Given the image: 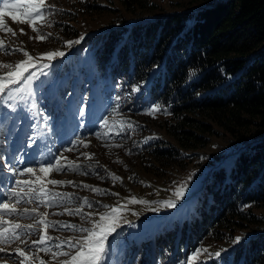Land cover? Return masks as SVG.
<instances>
[{
	"label": "rangeland",
	"instance_id": "374dc122",
	"mask_svg": "<svg viewBox=\"0 0 264 264\" xmlns=\"http://www.w3.org/2000/svg\"><path fill=\"white\" fill-rule=\"evenodd\" d=\"M140 1V4L136 3L127 10L122 0H46L48 5H55L59 9L50 16L48 24L41 27L40 34H52L46 40L35 39L37 32L33 31L29 24L12 19L10 13L22 18L21 11L4 10L3 22L16 32V36L12 37L0 27V39L5 40L7 44L25 49L33 57L57 50L65 52V56L56 57L52 61L45 58L42 61L54 65L49 69H43L44 72L49 73L47 79L40 75L41 69H32L37 72L39 80L34 81L30 88L26 87L23 91L14 94L15 99L10 101L18 106L14 111L0 104V129L2 126L8 127L7 133L3 134L0 140V157L5 158L0 159V202L15 204V199L6 195L8 190L24 188L27 191L26 185H17L15 181L35 180L30 173L20 174L25 167H35L37 175L45 180L75 182L74 184L47 185L50 192L47 197H44L46 201L56 193L74 194L71 199L57 197L51 208L47 207L46 203L39 205L38 212L47 213L46 220L48 221L73 224L77 229L81 226L91 227L90 221L86 222L82 216L68 215L63 211L64 208L80 207L84 197H87L93 204L92 208L86 205L83 207L85 215L89 212L108 211L102 205H124L119 213L117 228L119 235L113 241L112 254L107 258V264H166L163 256H168L173 264H183L197 248H206L208 251L200 253L199 258L191 261L190 264H234L231 259L232 251L238 244L233 245L232 239L236 236L245 238L264 229V226L245 225L244 229H231L230 234H226L228 235L227 240L225 238V240L214 241L209 236H204L196 246H187L186 250V245H183L178 254L174 252L177 256L175 259L173 251H177L178 247L173 245L167 254L159 243V238L168 232L167 228L173 227L175 222H179L183 216H186V211L192 206L211 168L229 160L234 152V143H229L228 135L213 126V131L206 134L208 140L206 145L180 150L176 159L158 161L152 157L149 152L150 148L163 145L175 147L176 145L174 138L163 127L162 110L156 112L154 116L145 114V109L151 105L150 101L142 97L132 98L130 96L133 94L132 91L122 101V98L118 96V91L114 90V82L110 77L103 76L98 70L93 74L91 47L101 32L108 31L111 26H121L130 21L159 17L173 12H189L196 6L194 0ZM26 2L27 0H19L21 5ZM20 29L24 30L23 34ZM81 36L83 39L80 43L73 44L70 48L67 46L66 41H76ZM75 54L78 57L77 61H74ZM24 59L26 57L21 52L6 54L0 51V62L14 64ZM63 62H67L71 70L61 74L59 70ZM2 71L6 70H0ZM75 74L76 79H72ZM68 93H71V96ZM117 97L120 99L117 100ZM78 107H83L85 110L83 118L77 115ZM114 107L117 108V113L112 112ZM105 118L109 120L107 128L100 123ZM45 121L51 125L47 135L44 134L41 126ZM33 124L37 127L33 128ZM74 126L77 128L76 132L73 130ZM93 126L95 128L92 130ZM25 129H28L26 137L19 140L17 134ZM97 132L103 135L97 138L95 135ZM30 137L37 139V146L31 148L27 146ZM77 137L86 142L90 141L88 147L76 145V151H64L65 148L72 146L70 142ZM146 137L153 138L145 142ZM116 144H122L123 147L117 148L114 146ZM14 147L16 150L13 149ZM49 149L54 154L63 152L68 161H75L82 165L81 170L52 172L44 177V174L39 172V166L46 158ZM129 149L130 154L127 151ZM55 150L59 151L55 152ZM40 152L45 153V156H41ZM81 152L94 153V156L88 160L80 155ZM18 156L23 157L22 162L16 158ZM201 157H206V159H201ZM118 159L123 163H118ZM5 164L15 167L17 171L15 173L7 171ZM84 172L88 174L85 175ZM109 172L121 179L113 181L107 176ZM191 173L195 174L188 184L184 197L177 199L173 189L179 182L187 180ZM173 181L177 183L174 184ZM81 182L106 189L107 192L104 194L92 192L79 186ZM39 186V184L33 185L37 189ZM114 193L119 195H114ZM130 197H136L137 200L147 201V203H132ZM33 200L35 201L34 197ZM166 200L176 201L175 207H167L161 203ZM16 207L21 210L36 208L37 203L23 200L16 204ZM256 212L259 211L256 210ZM94 218L99 217L97 215ZM5 219L21 224L35 223L30 217L6 216ZM37 227L40 233L44 232L43 225H37ZM20 232L22 238L29 244L39 239L37 233L25 235L24 229ZM47 235L56 238L46 241V244H53L69 237L78 239L84 234L72 228L49 227ZM109 239L111 240L112 237ZM148 242L153 252L149 247V252H147L145 244ZM132 244L135 248L140 246L139 249L132 252ZM17 246L25 247L19 245L18 242H13L10 246L0 243V247L9 249L8 252L0 253V256L4 257L0 264H17V254L11 252V249ZM31 249L33 253L36 252L37 245H31ZM62 250L67 251V245H64ZM25 251L29 249L25 248ZM72 251L74 253L75 250ZM217 251H221L220 257H209V253ZM9 255L13 258H8ZM38 255L39 259L45 261V264H60L61 260L67 259V257L60 256L53 260L49 253L43 251ZM141 257L143 261L140 263L138 258ZM39 259L33 258L32 264H39Z\"/></svg>",
	"mask_w": 264,
	"mask_h": 264
},
{
	"label": "trees",
	"instance_id": "16d2710c",
	"mask_svg": "<svg viewBox=\"0 0 264 264\" xmlns=\"http://www.w3.org/2000/svg\"><path fill=\"white\" fill-rule=\"evenodd\" d=\"M122 1L127 10L141 3ZM194 1L189 12L111 26L90 55L122 101L139 86L132 98L161 106L176 145L150 148L154 159L170 161L180 150L206 145L213 126L235 145L228 161L211 168L186 216L159 238L167 254L178 247L175 256L204 236L227 240L231 229L264 226V0ZM70 70L63 62L59 73ZM139 247L132 244V252ZM233 249L234 264H264V229Z\"/></svg>",
	"mask_w": 264,
	"mask_h": 264
},
{
	"label": "snow or ice",
	"instance_id": "6c2138e0",
	"mask_svg": "<svg viewBox=\"0 0 264 264\" xmlns=\"http://www.w3.org/2000/svg\"><path fill=\"white\" fill-rule=\"evenodd\" d=\"M2 7H0V27L3 31L11 34L12 37L16 36V32L7 27L3 22V14L6 9H15L21 11L22 18H18L15 14L12 15L13 20H18V22L27 23L31 26L32 30L37 32V36L34 37L38 40H46L51 33L40 34L41 27L48 24L49 18L52 14L59 11L55 5H48L46 0H27L26 4L21 5L19 0H0ZM39 22V26H38ZM23 29H20V32L23 34ZM33 39V37H30ZM83 39V36L76 41H66L67 46L70 48L73 44L80 43V40ZM0 51L4 53H16L21 52L26 57L24 60L16 61L13 63H4L0 62V70H6L0 72V104L6 105L8 109L15 110L18 106L10 101L15 99V93L21 92L24 88H30L34 81H38L39 77L36 71L32 69L39 68L41 69L40 75H43L47 79L49 73L43 71V69H49L54 67L50 63H43L42 61L46 58L48 61L54 60L56 57H64L65 52L63 51H49L47 53L40 54L39 57H33L25 49L17 48L10 44H7L5 40L0 39ZM39 61V62H38ZM194 75V70H190L189 76ZM139 86H133L132 92H139ZM71 96V93H68ZM120 98L117 97V100ZM161 111V106L158 104H152L149 108L145 109V114L154 116L156 112ZM84 108H77V115H80L83 118ZM113 113H117V108L112 109ZM106 128L109 127V120L107 118L100 121ZM45 130L50 129L51 125L48 121H45L41 125ZM33 128L37 127L35 124L32 125ZM131 127V125H129ZM97 138H100L102 133H95ZM153 137H146L147 140L152 139ZM72 146L65 148L64 151L73 152L76 151V145L87 148L90 141L86 142L85 140L77 137L75 140L70 142ZM38 141L34 138H29L27 146L29 148L37 146ZM117 148L123 147L122 144L114 145ZM111 147V146H107ZM39 151V148H37ZM59 151V150H58ZM130 154L131 150H127ZM41 156H45V153L40 152ZM81 156L85 157L88 160H91L94 156V153L81 152ZM21 162L23 161L22 156L16 157ZM0 159H5L0 157ZM201 159H206V157H201ZM63 161V162H62ZM118 163H123V161L117 160ZM127 167V165H125ZM82 168V165L76 163L75 161H68V158L63 155V152L59 154H54L50 149L46 153V158L40 163L39 172L44 174V177H47L52 172H78ZM5 169L15 173L17 169L11 165L5 164ZM24 173H30L35 177V180H16L17 185L23 184L27 186V191L24 188H11L7 192V196H11L15 199V204H10L8 202H0V243L4 245H11L13 242H18L19 245H24L25 247H15L11 249V252L17 254V264H32V259H39V252H47L51 255L53 260H56L58 257L63 256L67 259L61 260L60 264H107V258L112 254L113 241L116 239V236L119 235L117 228L119 226V213L124 208V205L119 206H108L102 205V207L107 208L108 211L102 213H93L89 212L86 215L83 213V207L86 205L88 208H92L93 204L88 200L87 197L83 198V204L75 209L64 208V212L68 215L73 216H82V218L91 223V227L76 228V225L61 223L59 221H48L46 220L47 213H39L38 207L40 204H45L51 208L54 206V201L57 197L68 198L74 195L73 193H56L55 196L51 197L47 201L44 197L49 195L50 190L47 188V185H62V184H74L73 181H64V180H55L48 179L45 180L42 176L37 175V169L35 167H25L21 170V175ZM87 175V172H84ZM98 174V173H97ZM195 173L189 174L187 180L179 182L177 187L173 189V193L177 199H182L184 194L188 189L189 182L193 179ZM113 181L120 180L121 178L116 176L114 173H107ZM103 179L104 177H100ZM130 179L132 177H129ZM143 183V181H140ZM174 184L177 182L173 181ZM39 184V188L33 187V185ZM83 188L89 189L92 192L104 194L107 192L106 189H101L94 185L84 184L81 182L79 185ZM114 195H119L114 193ZM35 198V201L33 200ZM132 203H147V201L137 200L136 197L129 198ZM27 200L29 203L36 202V208H24L18 209L16 204H19L21 201ZM62 202V201H61ZM167 207H175L176 201L166 200L162 201ZM247 207V206H245ZM55 215H60L62 213H53ZM98 215V219L94 217ZM6 216H18V217H30L35 223L34 224H21L14 222L13 220L5 219ZM37 225H43L44 232L40 233V229ZM49 227H63V228H72L80 233H83L81 237L72 238L69 237L66 240H61L57 243L46 244V241H52L56 238L47 235V229ZM24 229L25 235H31L33 233L39 234V239L36 241H31L29 244L28 241L22 238L20 230ZM115 234V235H113ZM109 237H112L110 240ZM244 239L243 236H236L232 239L233 245L239 244ZM31 245H37L36 252H32ZM67 245L68 250H62L63 246ZM43 246V247H41ZM25 248H28L29 251H25ZM53 249H56L55 251ZM72 250H75L74 253ZM7 247H0V253L8 252ZM208 250L206 248H197L191 256L187 257L183 264H190L191 261L199 258L200 253H206ZM226 251V250H221ZM221 251L215 253H209V257L215 256L220 257ZM8 258H13L9 255ZM4 260V257L0 256V261ZM39 264H45L43 259H39Z\"/></svg>",
	"mask_w": 264,
	"mask_h": 264
},
{
	"label": "bare ground",
	"instance_id": "6f19581e",
	"mask_svg": "<svg viewBox=\"0 0 264 264\" xmlns=\"http://www.w3.org/2000/svg\"><path fill=\"white\" fill-rule=\"evenodd\" d=\"M6 130H8V127H6V126H2L1 127V129H0V139L2 138V135H3V133L6 131ZM23 135H25V134H23ZM13 244V243H12ZM11 244V245H12ZM8 246H10V245H8Z\"/></svg>",
	"mask_w": 264,
	"mask_h": 264
}]
</instances>
